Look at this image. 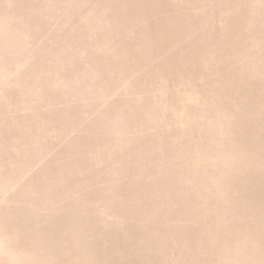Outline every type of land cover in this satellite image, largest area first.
I'll list each match as a JSON object with an SVG mask.
<instances>
[{"label":"rangeland","instance_id":"374dc122","mask_svg":"<svg viewBox=\"0 0 264 264\" xmlns=\"http://www.w3.org/2000/svg\"><path fill=\"white\" fill-rule=\"evenodd\" d=\"M0 264H264V0H0Z\"/></svg>","mask_w":264,"mask_h":264}]
</instances>
